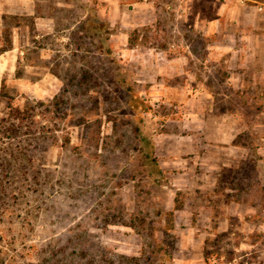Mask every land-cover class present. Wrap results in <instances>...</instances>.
<instances>
[{"label": "rangeland", "instance_id": "obj_1", "mask_svg": "<svg viewBox=\"0 0 264 264\" xmlns=\"http://www.w3.org/2000/svg\"><path fill=\"white\" fill-rule=\"evenodd\" d=\"M221 1L0 0V264H253L262 160L202 143L208 89L256 118Z\"/></svg>", "mask_w": 264, "mask_h": 264}, {"label": "crops", "instance_id": "obj_2", "mask_svg": "<svg viewBox=\"0 0 264 264\" xmlns=\"http://www.w3.org/2000/svg\"><path fill=\"white\" fill-rule=\"evenodd\" d=\"M220 3L219 14L221 17L217 21L220 26L222 25L220 20L225 21L222 26H226V31L223 30L224 27L217 29V32L221 30L223 34H221L220 46L216 48L219 49L221 55L230 57L229 63L224 65L226 68L225 83L232 82L231 79L234 76L235 88H237L235 95L242 100L250 97L251 91L250 100L253 101L252 107L255 110L256 118L252 120V123L244 125L237 118L244 117L242 107L233 105V107L218 109L215 107L216 94L208 89L205 92L207 107L203 116L204 131L214 132L216 137L215 141H203L202 143L220 148L217 153L214 151H209V153L211 155L218 154L221 159L226 158L227 162L223 164L224 166H227L229 161V164H232L247 160L250 148H255L257 158H261L262 162L260 163L263 166L260 169L257 160V166L253 164L251 168V178L253 181H262L264 184V0H222ZM229 73L232 76H229ZM217 95L219 99L226 102L233 98L232 94L228 92ZM255 101L260 102L255 103ZM217 110L220 113L218 117ZM247 128H251L255 135L259 134V138H254L251 146L243 140H238L241 132ZM196 146L199 144L196 143ZM206 163L212 167L211 170L216 166V168L221 166L217 162ZM215 170L213 173L217 172ZM210 175L213 176L212 173ZM215 176L217 175L215 174ZM238 206L243 211L250 210L252 212V220L248 224L246 223L255 233L254 241L258 245L252 260L253 264H264V209L253 204L250 205V208L243 204H238Z\"/></svg>", "mask_w": 264, "mask_h": 264}, {"label": "trees", "instance_id": "obj_3", "mask_svg": "<svg viewBox=\"0 0 264 264\" xmlns=\"http://www.w3.org/2000/svg\"><path fill=\"white\" fill-rule=\"evenodd\" d=\"M135 264H138V262H136Z\"/></svg>", "mask_w": 264, "mask_h": 264}]
</instances>
